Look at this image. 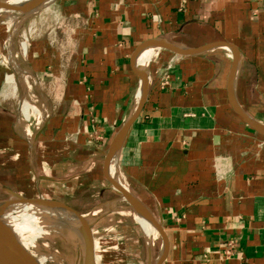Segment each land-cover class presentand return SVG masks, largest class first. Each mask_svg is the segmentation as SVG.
I'll return each instance as SVG.
<instances>
[{
	"label": "crops",
	"instance_id": "0c3cea01",
	"mask_svg": "<svg viewBox=\"0 0 264 264\" xmlns=\"http://www.w3.org/2000/svg\"><path fill=\"white\" fill-rule=\"evenodd\" d=\"M52 8L41 14L59 24L30 37L27 59L44 113L22 151L30 192L54 194L59 187L43 182L102 173L147 65L146 104L113 164L162 221L164 264H264V136L230 102L231 51L147 50L139 73L130 63L151 38L189 47L230 41L241 55L237 103L264 124V0H65Z\"/></svg>",
	"mask_w": 264,
	"mask_h": 264
},
{
	"label": "rangeland",
	"instance_id": "374dc122",
	"mask_svg": "<svg viewBox=\"0 0 264 264\" xmlns=\"http://www.w3.org/2000/svg\"><path fill=\"white\" fill-rule=\"evenodd\" d=\"M63 1L55 0L30 13H24L28 9L21 8L0 9V206H6L16 199L6 188L24 197L39 196L37 188L30 192V165L28 156L22 154V151L27 152L33 145L30 139L31 122L42 120L44 115L39 105V94L30 93V65L27 59L30 37L59 24V21L50 18L51 15L41 13L50 7L58 10ZM183 36L181 40H185ZM24 102L30 104L28 116L22 109ZM113 171L115 178L129 188L118 170ZM75 174L70 176L76 178L80 175ZM52 175L59 176V171ZM103 178L99 171L97 175L90 172L83 178L71 180L69 184L47 180L43 182L44 185L59 188H55L54 194L41 196L62 201L89 220L97 254L94 257L95 264H145L148 255L146 242L153 251L155 264L162 247L160 235L158 239L150 240L139 216L136 213L132 216L134 209ZM57 217H46L42 223L45 230L30 236V240L35 239L37 248L31 249L39 256L58 255V259H62L61 264H83L85 244L82 232L73 222H62ZM46 264L56 263L47 261Z\"/></svg>",
	"mask_w": 264,
	"mask_h": 264
},
{
	"label": "water",
	"instance_id": "95a60500",
	"mask_svg": "<svg viewBox=\"0 0 264 264\" xmlns=\"http://www.w3.org/2000/svg\"><path fill=\"white\" fill-rule=\"evenodd\" d=\"M54 1L55 0H51L50 3ZM47 5L40 6L39 8L33 9L30 12L37 11L40 8H43ZM218 47H226L232 53V65H231L229 76H228V92H229V99L232 104V107L238 113V115L245 121V123H247V125H249L252 129H254L260 135L264 136V124L258 122L257 120H255L254 118L246 114L241 109L239 104L237 103V100L235 97L234 85H235L237 70H238V67L241 61V55H240V51L238 47L234 43L223 40V39H218V40L206 43L198 47H189L186 45L174 43L162 37H156V38H151V39H148L140 43L133 51L131 55L130 63H131L132 70L135 73H139L142 66L138 63V58L143 52L147 50H152V51L168 50L175 55L191 56V55L201 54L205 51L218 48ZM149 87H150L149 74H148V69H146V72L141 78V81H140V84L137 90L136 101H135L133 111L130 117L128 118V120L126 121V123L122 126V128L116 134L107 152L105 153V157L102 161V175L104 177V180L110 184L111 188L116 194H118L122 199L126 200L135 209H141L144 216L154 225V227L158 231L161 237V240H162V253L160 257L158 258L156 264H164L169 254L170 241H169L168 234L166 233L164 229L162 221L155 216L152 210L142 200H140V198H138L130 190V188L127 189L121 184L117 183L111 174V167L114 163V160L116 159L125 140L127 139V136L131 128L141 116V113L144 109V106L148 98ZM8 192L10 193V195L16 198L10 203H7L9 205H14L18 203H32V204H38V205H42L45 207H49L52 209L58 208V209L63 210L64 212L70 213L71 215L75 216V218L78 219L80 223L82 224L81 227L83 228V231L85 232L84 234H82L84 238V244H85L83 264H94V250H93V242L91 238L92 237V232H91L92 227H91V223L89 222V220L83 214H81L76 209H74L73 207L69 206L68 204L62 201L53 200V199L47 200V199L42 198L41 196L28 198V197H24L20 195L19 193L11 191V190H9ZM21 250H22V253L19 256L10 255V254H0V264H46V262L41 261L39 257L35 256L28 250H25V249H21ZM148 257L149 258L145 264H152L151 254H149ZM76 264H79V263H76Z\"/></svg>",
	"mask_w": 264,
	"mask_h": 264
},
{
	"label": "bare ground",
	"instance_id": "6f19581e",
	"mask_svg": "<svg viewBox=\"0 0 264 264\" xmlns=\"http://www.w3.org/2000/svg\"><path fill=\"white\" fill-rule=\"evenodd\" d=\"M50 1L51 0H0V9L21 8V9H28L27 11H24V13L25 12L29 13L33 9H37L40 6L47 5L48 3H50ZM0 12H1V10H0ZM152 52H153L152 50H148L147 53H148V55H151ZM146 69H148V66L144 65L143 69H142V77L145 74ZM29 105H28V103L24 102V105L22 106V109L24 110L25 114H27V116H28V112H29V110H28ZM111 168H113L114 170H118L117 166L115 164H113ZM111 174L117 183H119L122 186H124L125 188L129 189L128 186L124 182H122L121 180H117L115 178V174H114L113 170L111 171ZM37 197H40V196H37ZM41 197L44 199H47V200L51 199L49 197H44V196H41ZM28 198H32V197H28ZM129 205H130L131 209L132 208L134 209L132 216L134 215V213H136L139 216L142 224L145 227V234H147V236L150 237V240H151V238L152 239H154V238L158 239V236H159L158 231L156 230L154 225L144 216L142 210L141 209H135L131 204H129ZM95 212L96 211H94L93 213H95ZM55 215L58 216L57 218H59V219L61 218L60 220L62 222L63 221L73 222L75 224V226L80 229L79 230L80 233H81V231H82V234L85 233L83 231V228L81 227L82 224L80 223V221L78 219L75 218V216H73L67 212L63 213V210H60L58 208L57 209L55 208V210H54V209L49 208V207H45V206L38 205V204H32V203H18V204H14V205L8 204L6 206L1 205L0 206V254H10V255L19 256L22 253L21 249H25V250L30 251L35 256L39 257L40 260L43 262L50 261V262H54L56 264H61L62 259L61 260L58 259V257H57L58 255L54 256V255H43L42 254L43 256H39L31 249V247L36 248V241H35V239L30 240V236H34L35 234H38L39 232H43V230H45V228L42 226V223L44 222L45 218L46 217L47 218L53 217ZM66 232H68V231H66ZM46 237H48V236H46ZM91 238H92V242H93V250H94V257H95L97 254H96V251L94 249L95 240L93 238V232H92ZM73 241H75V240H73ZM146 246H147V253H148L147 259H146V262H147V260L149 258L148 257L149 254H151V256H152V251L149 247V243L147 244V242H146ZM161 253H162V248H161V251L159 253L158 258L160 257ZM158 258H157V260H158ZM157 260H156V262H157ZM94 262H95V260H94Z\"/></svg>",
	"mask_w": 264,
	"mask_h": 264
}]
</instances>
